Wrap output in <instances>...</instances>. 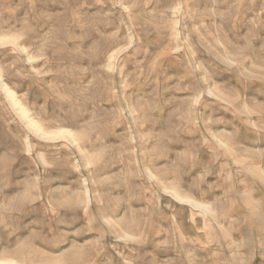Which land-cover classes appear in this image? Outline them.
<instances>
[{"label": "rangeland", "instance_id": "374dc122", "mask_svg": "<svg viewBox=\"0 0 264 264\" xmlns=\"http://www.w3.org/2000/svg\"><path fill=\"white\" fill-rule=\"evenodd\" d=\"M4 262L264 264V0H0Z\"/></svg>", "mask_w": 264, "mask_h": 264}, {"label": "bare ground", "instance_id": "6f19581e", "mask_svg": "<svg viewBox=\"0 0 264 264\" xmlns=\"http://www.w3.org/2000/svg\"><path fill=\"white\" fill-rule=\"evenodd\" d=\"M20 110H21V109H20ZM35 125H36V124H35ZM1 264H13V263H12V262H8V263H5V262H4V263H1Z\"/></svg>", "mask_w": 264, "mask_h": 264}]
</instances>
